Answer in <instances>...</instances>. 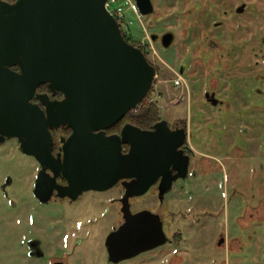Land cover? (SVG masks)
Segmentation results:
<instances>
[{
    "label": "flooded vegetation",
    "instance_id": "1",
    "mask_svg": "<svg viewBox=\"0 0 264 264\" xmlns=\"http://www.w3.org/2000/svg\"><path fill=\"white\" fill-rule=\"evenodd\" d=\"M161 1L171 11L156 14L159 0H152L154 11L151 13L143 14L138 8L137 19L132 24L141 26L140 36L135 37L124 29L126 39L141 48L155 66L154 83H164L166 90L160 97H202L216 109L211 114L204 111L196 116L191 113L190 117L175 114L158 120H166L172 131L185 130L186 137L180 146L183 154L179 153L176 165L173 163L158 176L142 195L128 193V183L137 177H121L108 189L90 188L78 193L61 190L70 185L61 170L66 140L73 131L69 125L50 127L55 157L47 160L46 165L33 154L24 152L18 137H11L36 167L31 187L34 204L30 210L23 209L14 200L8 189L13 183L10 176L1 183L3 194L17 211V218L24 214L28 219L30 236L20 238L26 245L27 255L48 256L49 264H242L243 259L236 254L249 245L244 243L247 238L241 233L264 222V191L260 187L264 183V0ZM173 73L186 79L187 95H168L177 89L172 84ZM33 97L32 102L45 110L41 97L55 100L62 99L64 94H53L49 88L38 86ZM197 122L203 129V139H208L204 148L192 143ZM155 123L144 129H152ZM122 128H107L105 132L120 134ZM215 147L219 155L206 151ZM129 149L130 145L123 143V151L126 153ZM196 166L203 177L212 179L219 170L224 175L229 170L235 172L238 188L234 193L241 196L243 206L236 205L232 213H226L229 222H234L233 227L219 229L215 238L212 235L200 242H186L184 234L175 231L178 221L185 228L201 220L212 225L223 213L219 207L211 208L210 198L215 192L211 186L207 187V197L197 186H185L184 182L197 174ZM178 171L181 176L173 178ZM40 175L44 180L38 187ZM170 177L173 178L170 188L162 193ZM243 182L249 183L251 193L242 188ZM168 193H173L170 207L165 199ZM16 194L13 195L16 197ZM251 196L263 200L254 205L247 201ZM143 210L160 214L168 235L166 243L137 252L138 243L153 241L108 238L125 225L129 213L134 215ZM190 213L195 216L187 217ZM17 218L9 220L14 235L18 234ZM166 228L172 230V235ZM167 244L166 249L156 250ZM149 251H153L152 256L146 260H151H137Z\"/></svg>",
    "mask_w": 264,
    "mask_h": 264
},
{
    "label": "water",
    "instance_id": "2",
    "mask_svg": "<svg viewBox=\"0 0 264 264\" xmlns=\"http://www.w3.org/2000/svg\"><path fill=\"white\" fill-rule=\"evenodd\" d=\"M106 2L0 0V143L18 137L22 150L46 165L55 157L50 127L69 125L61 170L70 185L61 190L108 189L121 177H137L128 193L142 195L183 154L186 133L161 120L152 129L126 123L120 134H106L141 104L156 77L155 66L126 39ZM136 3L143 14L154 11L152 0ZM43 83L64 94L41 97L45 110L32 102ZM123 143L130 145L126 153ZM43 180L40 175L38 187ZM127 219L108 238L153 241L135 243L137 252L167 242L160 214L143 210Z\"/></svg>",
    "mask_w": 264,
    "mask_h": 264
},
{
    "label": "rangeland",
    "instance_id": "3",
    "mask_svg": "<svg viewBox=\"0 0 264 264\" xmlns=\"http://www.w3.org/2000/svg\"><path fill=\"white\" fill-rule=\"evenodd\" d=\"M161 0L158 2V12L156 14H166L171 11L170 6L167 4H163ZM155 16H153L154 18ZM129 19L134 20L137 19L136 13L131 12L129 14ZM151 29V28H150ZM141 26L137 23H133L129 27L128 33H131L135 37H139L141 33ZM162 73H166V71L162 70ZM180 74L173 73L172 76V84L177 86L175 91H171V94H180L187 95L189 93V85L187 84L186 79L184 78V82L177 85L175 80L179 77ZM216 84V83H215ZM164 83H154V91L150 95V101H153L157 107L159 108L161 117H171L172 115H181L184 117H190L191 113L193 115L202 114L204 111L205 114H211V111H214L213 106L203 101L202 97H160L162 94L165 95V87ZM200 87V85H198ZM166 91V90H165ZM175 94V95H176ZM181 100V103H179ZM218 112L215 110V115ZM215 117V116H214ZM198 128V129H197ZM193 136L192 143L197 148H204L208 142V139H203V129L201 125L197 122V126L193 128ZM214 155H219L220 152L216 149V147L209 148V150ZM33 164V166H31ZM195 170H197L196 175H192L187 181L184 182L185 186L188 188L190 186H197V190L200 193H203L206 197L208 196L207 187L211 186L215 192L211 196V204L213 205L211 208L219 207L223 212L221 216L217 217L215 222L212 225L205 220H201V223H195V221L190 225L189 228H185L179 221L175 224V231L182 232L184 234V238L186 242L189 241H201L206 238H212L216 236V233L219 229H223L228 225L234 226V222H229L226 213L234 210L236 205H239L241 208L243 206V199L240 195H236L234 190L238 187H235L237 184L233 171L225 172L219 170L218 174H216L215 178L203 177L200 168L196 166ZM36 172L35 162L31 157L24 154L20 149L15 138L7 139L4 143H0V264H49L50 260L48 256H30L26 254V245L20 241L22 236L29 237L30 233H28V219L23 216L17 218V211L11 207L7 197L3 194L1 183L5 179V177L10 176L13 179V183L8 187L9 191L12 193L14 200L18 202V204L23 208H27L28 210L33 207L34 197L31 191V187L34 180V175ZM213 182V185H212ZM182 184V183H181ZM261 189L264 191V183L261 184ZM242 188L249 192V183L243 182ZM17 193L16 197L13 195ZM173 193H168L166 195L167 205L170 207V199ZM251 201L254 205H258L263 198L261 197H250L247 201ZM194 217V213H190L187 217ZM216 216V215H215ZM169 217V216H168ZM186 217V219H187ZM17 218V235H14L11 230L13 228V224L9 223V220ZM223 221H222V219ZM178 219V218H177ZM185 222H187L185 220ZM208 224V225H207ZM26 226V227H25ZM36 227V225H34ZM33 227V228H34ZM35 229V228H34ZM167 229V228H166ZM216 231V232H215ZM34 232V231H33ZM169 235H172V230L167 229ZM215 232V233H214ZM12 233V234H11ZM241 233V232H240ZM244 238H247L244 243L249 246H245L244 250L240 251L238 256H241L240 260L243 259L242 264H264V222L256 223L254 227L251 229L244 230L242 233ZM213 235V236H212ZM252 236L253 239H249ZM19 236V237H18ZM169 245H164V247H160L156 249L157 251L166 249ZM45 249L47 251V246L45 245ZM153 252V251H152ZM152 252H144L142 253L137 260H146L148 257L152 256ZM101 254V252H100ZM235 258V257H233ZM148 260H151L148 259ZM146 260L145 262H147ZM144 262V263H145Z\"/></svg>",
    "mask_w": 264,
    "mask_h": 264
},
{
    "label": "trees",
    "instance_id": "4",
    "mask_svg": "<svg viewBox=\"0 0 264 264\" xmlns=\"http://www.w3.org/2000/svg\"><path fill=\"white\" fill-rule=\"evenodd\" d=\"M9 2H14L15 0H7ZM120 25L122 27L121 20L118 19ZM122 27V31H123ZM128 40V39H127ZM14 69L18 70V66H13ZM40 89H48L47 84L43 83L39 85ZM154 91V87L152 86L146 97L141 103L140 108L132 109L128 114L124 115L114 126L110 127L116 130L121 129L125 123L131 122L141 128H148L151 127L153 123L161 119L160 111L157 105L150 101V95Z\"/></svg>",
    "mask_w": 264,
    "mask_h": 264
},
{
    "label": "built area",
    "instance_id": "5",
    "mask_svg": "<svg viewBox=\"0 0 264 264\" xmlns=\"http://www.w3.org/2000/svg\"><path fill=\"white\" fill-rule=\"evenodd\" d=\"M107 8L110 12L117 18L121 20L122 27L128 33L129 27L132 24V20L129 19V14L131 12H135L138 14V7L135 0H107L106 2ZM119 21V20H118ZM184 82V78L179 75V77L175 80L177 85ZM141 104H139L135 109L140 108Z\"/></svg>",
    "mask_w": 264,
    "mask_h": 264
}]
</instances>
